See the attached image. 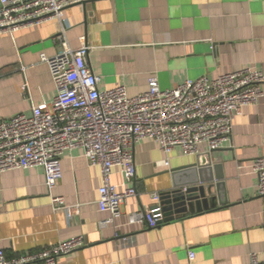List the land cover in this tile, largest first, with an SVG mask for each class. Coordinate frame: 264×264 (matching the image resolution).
Returning a JSON list of instances; mask_svg holds the SVG:
<instances>
[{
  "label": "crops",
  "instance_id": "0c3cea01",
  "mask_svg": "<svg viewBox=\"0 0 264 264\" xmlns=\"http://www.w3.org/2000/svg\"><path fill=\"white\" fill-rule=\"evenodd\" d=\"M63 14L70 46L79 47L80 37L89 46L85 60L100 90L123 85L134 96L152 76L161 88H172L245 67L264 73V0H91ZM60 32V22L52 20L0 34V119L53 100L55 87L40 54H56ZM261 87L262 97L242 108L218 149L202 143L196 155L186 156L175 148L164 166L165 154L154 141L136 143L129 183L136 194L121 204L115 226L98 225L109 216L97 205L100 170L79 149L64 151L62 175L51 190L75 209L70 217L51 203L41 166L3 172L0 249L12 258L82 236L83 245L58 256L59 264H246L252 252L264 262V195L249 169L264 156V82ZM182 173L216 182L219 203L154 227L127 223L130 212L150 208L152 194L169 189ZM112 181H124L117 169Z\"/></svg>",
  "mask_w": 264,
  "mask_h": 264
},
{
  "label": "built area",
  "instance_id": "2783aa9c",
  "mask_svg": "<svg viewBox=\"0 0 264 264\" xmlns=\"http://www.w3.org/2000/svg\"><path fill=\"white\" fill-rule=\"evenodd\" d=\"M91 0H0V34L9 33L57 20L61 32L55 36L57 52L40 54L48 65L55 87L51 102L31 104L30 113H17L0 119V175L8 170L41 166L45 185L54 208H62L68 217L75 211L60 196L51 194L61 178L60 158L64 151L79 149L89 166L100 170L97 193L98 209L109 216L99 220L102 228L113 225L122 214L120 206L136 194L129 183L135 177L133 147L142 140H152L165 154L161 161L169 165L175 148L193 156L199 145L208 150L220 148L229 140L233 119L245 105L262 97L264 73L252 67L220 74L201 76L172 87L161 88L156 77L148 79V88L137 95L127 94L123 85L100 90L99 78L85 56L89 46L80 37L77 48L70 46L63 26V12L68 6ZM23 83L22 90L26 89ZM123 176V183L112 181L113 170ZM249 169L257 178V189L264 195V156L253 159ZM130 212L128 224L156 226L163 219L158 205ZM118 237V233H115ZM127 237H121L124 242ZM84 243L74 236L43 249L7 258L0 249V264H59L58 256L70 253ZM195 254L188 251V260ZM246 264H264L252 252Z\"/></svg>",
  "mask_w": 264,
  "mask_h": 264
},
{
  "label": "water",
  "instance_id": "95a60500",
  "mask_svg": "<svg viewBox=\"0 0 264 264\" xmlns=\"http://www.w3.org/2000/svg\"><path fill=\"white\" fill-rule=\"evenodd\" d=\"M84 3L86 2L81 4ZM178 170H184V167ZM159 194L158 205L163 213V219L159 221V224L172 220L178 215L214 208L219 203L218 184L216 182L201 176L185 179L183 173L172 181V186L169 189Z\"/></svg>",
  "mask_w": 264,
  "mask_h": 264
}]
</instances>
